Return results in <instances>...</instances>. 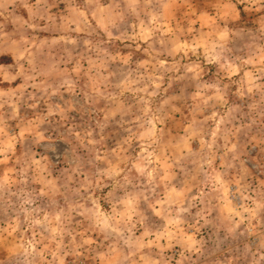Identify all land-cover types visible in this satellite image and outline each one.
<instances>
[{
	"label": "rangeland",
	"instance_id": "374dc122",
	"mask_svg": "<svg viewBox=\"0 0 264 264\" xmlns=\"http://www.w3.org/2000/svg\"><path fill=\"white\" fill-rule=\"evenodd\" d=\"M0 264H264V0H0Z\"/></svg>",
	"mask_w": 264,
	"mask_h": 264
}]
</instances>
